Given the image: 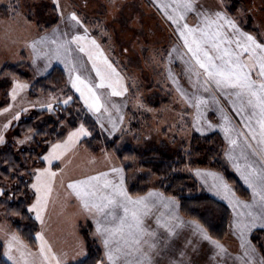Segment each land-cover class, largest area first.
Here are the masks:
<instances>
[{"label": "snow or ice", "instance_id": "6c2138e0", "mask_svg": "<svg viewBox=\"0 0 264 264\" xmlns=\"http://www.w3.org/2000/svg\"><path fill=\"white\" fill-rule=\"evenodd\" d=\"M154 3L174 25L179 43L163 53L154 54L153 59L159 57L181 100L195 109L193 127L196 131H204L201 126L204 109L210 104L215 105L214 110L222 121L215 127L221 129L228 144L225 156L250 190V200L237 198L220 173L197 168L194 175L209 191L227 200L232 208V228L242 249V255L236 259L241 264H264V257L257 262V250L248 237L257 222L264 227V41L242 29L239 21L230 15L225 0H218L214 10L198 5L197 0H154ZM53 4L60 13L65 30L61 31L57 25L51 36L42 35L28 45L33 63L40 58L46 61L45 68L52 60L63 63L71 86L79 93L84 106L93 114H99L97 122L106 114L114 132L118 128L117 121L122 123L124 115L122 106L112 98L123 97L128 86L97 38L89 35L77 13L71 12L65 18L59 0H53ZM15 7L12 6L13 11ZM78 29H83V32ZM102 35H106V30ZM75 53L83 54L87 61ZM175 60L183 65L182 74L190 91L180 85L179 78L172 71L171 65ZM88 64L91 65L90 70ZM91 73L95 76L92 77ZM27 86L16 83L13 99L17 89ZM221 98L239 117L241 128L233 125ZM48 107L51 109V105ZM113 112L117 114L116 119H113ZM207 127L213 128L214 125L209 122ZM87 135L88 131L81 125L68 134L67 140L52 143L42 156L48 167L34 169V182L30 186L34 190L35 201L28 211L35 213V219L41 224L57 176V172L52 170L53 161L61 160L80 137ZM3 142L4 137L0 135V143ZM124 171L123 167L112 166L107 171L67 183V189L78 201L84 219L91 221V235L103 245L104 258L98 264H159L165 255L170 257L168 264H186V251L173 247L178 230L185 227H191L194 234L214 245L217 255L222 257L227 253L223 245L208 236L203 226L195 221L186 222L179 216L175 197L165 196L157 190L134 196L126 186ZM2 195L4 191L0 189ZM36 240L39 241L40 264H66L41 233L36 234ZM31 255L25 252L16 235H9L4 244V256L12 264H21V261L34 264L27 259Z\"/></svg>", "mask_w": 264, "mask_h": 264}, {"label": "rangeland", "instance_id": "374dc122", "mask_svg": "<svg viewBox=\"0 0 264 264\" xmlns=\"http://www.w3.org/2000/svg\"><path fill=\"white\" fill-rule=\"evenodd\" d=\"M156 2H159V0H156ZM41 3H44V0L0 1V9L5 7L8 12L6 14H1L0 12V74L3 67L7 64L18 65L25 63L30 67L33 79L32 81H22L17 78L0 76V85L3 86L0 89V106H2L0 108V135L4 137L3 143L12 137L13 132L11 130L22 120H25L27 115L37 114L45 110L51 111L57 104L67 105L73 101L72 97L70 100L68 99L70 95L63 89L56 93H39L36 98H30L29 96L32 83L46 77L55 67L61 66V69L67 72L65 65L58 60H52L47 68H45L46 61L43 58L33 63L31 49L28 45L34 40H38L42 35L51 36L53 29L58 24H60V29L61 27L65 28V24L62 25L60 20L61 23H58L50 30L37 31L33 22L39 20L36 10ZM197 3L205 9L214 10L218 5V0H197ZM225 3L230 8V15L239 21L244 31L250 32L259 41H264V0H225ZM59 5L64 17H66L69 10V13H77V9H80V7L109 9L111 16L105 17L107 22H97L88 29L91 35H94V31L100 32L98 33L100 35L98 39L104 45L106 44L104 42H107L106 51L109 54L116 55V59L112 57L114 66L116 65L119 68V70L116 69L123 78H129V83L131 84H128L127 80L128 92L123 97H118V104L122 106L121 110L124 120L122 123L117 121L118 128L114 132L107 115L102 116L100 122H97V115L99 114H93L88 111L76 91L72 90L74 96L81 103L79 108L77 106V112L81 111L90 115L97 122L101 134L106 139L114 141L117 139V141L115 143L116 151L106 150L100 154L101 156L99 155L100 157L93 158L92 155L80 147L81 140L93 137L87 127L80 124L76 129L83 125L89 135L80 137L76 145L61 160L53 161V164H58L61 170L56 171L57 176L44 213V222L43 224L40 221L37 222L40 226L39 233L44 236L48 244L51 245L52 250L62 261H65L66 264H79L82 262L86 258L84 257L86 254L82 255V251H80L81 243L77 241L76 232L79 229L80 233L84 234L86 231L93 230L91 221H86L81 214L78 201L73 195H70V190L67 189L68 182L95 175L98 172L107 171L110 167L116 166L124 168L128 189L130 186L137 184L140 179H145L147 180V186L145 187L148 190L157 188L156 190L159 191L157 187L159 179L156 175L150 170L140 168L137 158L128 157L123 161L119 160L116 152L131 151L141 158L146 155L159 154L170 159H176L180 155L188 156L193 134L204 136L220 133L224 139L222 164L229 168L250 193L247 185L240 179L239 174L232 167V163L225 156V149L228 144L221 129L215 127V125L222 123L220 116L214 110L215 105L210 104L204 109V116L201 120V126L204 131L202 133L196 131L195 127H193L195 109L189 108L181 100L175 85L167 78L164 65L159 62V57L157 56V59H153L154 54L163 53L172 45L179 43L174 32V25H171V22L157 9L154 0H59ZM12 6H17L15 11L12 10ZM58 14L60 18V13L58 12ZM130 20L132 25H130ZM190 22H192L191 19ZM105 30L106 35H102V31ZM61 31L63 30L61 29ZM109 38L110 41L108 40ZM103 51L105 53V50ZM125 53L128 55H125ZM120 57H123L122 60ZM124 59H127L132 69L129 64H123L125 63ZM122 64L123 68H121ZM171 67L174 75L179 78L180 85L190 91L187 79L182 74L183 65L180 61L175 60ZM23 70L24 74H29L26 68ZM91 75L92 77L95 76L94 73ZM16 83L28 86L24 89H17L15 99H13L12 91ZM67 87L70 88L68 82ZM65 100L68 101L67 104L64 103ZM112 100L115 102V98ZM221 104L225 112L232 118L233 125L237 126L238 129L241 128L239 117L230 111L227 101L221 98ZM48 105H51V109ZM17 115L18 119L16 118ZM112 115L113 119L117 118L115 112ZM209 122L214 125L213 128L207 127ZM101 124H103V127H101ZM5 125H7V128H5ZM31 138V135H28L22 140L24 142L20 143L19 141L18 145H28ZM67 138L68 135L65 140ZM196 169L185 166L178 173L194 177L199 183L201 190L215 199L219 198L214 192L209 191L208 187L194 175ZM216 172L221 173V171ZM31 174L34 182V169L31 170ZM30 185L28 194L33 196L32 204L35 201V195ZM229 186L233 188L230 184ZM30 214L35 218V213L30 212ZM0 217L3 218L2 211H0ZM254 228L257 229L253 231ZM254 228L249 232L250 234L252 233L251 237L256 234V231L264 232V227H261L259 222ZM12 234L22 241L26 253L33 254L28 256L27 259L30 262H34V264H40V257L38 256L39 241H37L36 247L31 248L21 239L11 225L5 221L0 222V254L2 258L8 264H12L4 256V244L9 235ZM261 236V243L264 247V233ZM232 240H227L229 245L233 244L231 243ZM253 243L255 244L254 241ZM97 245L102 244L100 242ZM256 246L258 247L257 244ZM83 251L85 253L86 250L84 249ZM103 258L104 255L102 256ZM237 262L238 260H234L231 264H236ZM21 264H23L22 261Z\"/></svg>", "mask_w": 264, "mask_h": 264}, {"label": "trees", "instance_id": "16d2710c", "mask_svg": "<svg viewBox=\"0 0 264 264\" xmlns=\"http://www.w3.org/2000/svg\"><path fill=\"white\" fill-rule=\"evenodd\" d=\"M3 1V0H0ZM38 21L33 22L38 32H44L55 27L59 21V14L52 0H44L37 8ZM1 14L8 13L1 7ZM5 16V15H4ZM24 68L29 74H24ZM1 77H12L22 81H32L30 67L21 63L18 65L7 64L3 67ZM3 86L0 85V89ZM65 90L73 101L67 105H55L51 111H42L26 116L11 131L13 132L5 143L0 144V189L4 195L0 196V211L3 212L5 221L18 233L31 248L36 247V234L40 230L39 223L30 214L28 208L33 200L29 195L28 187L33 182L31 170L47 167L42 161V156L47 153L52 143L63 142L72 130L83 124L92 133L93 137L83 139L80 147L90 155L98 157L102 152L116 151L117 139L108 140L100 132L97 122L90 115L77 112L81 105L72 90L67 87V77L60 67H55L46 77L34 81L31 85L29 96L36 98L39 93H56ZM2 106H0L1 108ZM31 135L29 144L18 145L19 141ZM26 145V146H25ZM224 152V139L220 133L208 135L193 134L190 142L188 156H178L170 159L159 154L138 157L131 151L118 153L117 157L123 161L130 157L137 158L139 167L150 170L159 179L157 187L167 196L175 197L179 202L180 213L184 218L198 222L216 241L223 242L229 235V223L232 218L230 208L224 203L213 198L201 190L197 180L192 176L178 173L185 166L221 171L227 182L233 186L238 197L250 200V193L240 180L222 164ZM57 164L52 165L53 170H58ZM147 180L140 179L129 191L135 196L148 191ZM263 231H256L252 237L255 244L264 255L262 242ZM87 244V257L79 264H98L102 259V249L92 239L88 231L84 233ZM0 264H8L0 254Z\"/></svg>", "mask_w": 264, "mask_h": 264}, {"label": "crops", "instance_id": "0c3cea01", "mask_svg": "<svg viewBox=\"0 0 264 264\" xmlns=\"http://www.w3.org/2000/svg\"><path fill=\"white\" fill-rule=\"evenodd\" d=\"M77 10H78L77 11V15L84 22V24H85V26L87 28L91 27L92 25L96 24L97 22H99V23H101V22H107V20H106L105 17H107L109 15L111 16V13H110L109 9H104L103 10V9H97L96 7H91V8H82V7H80V9H77ZM69 11H68V14H69ZM68 14L66 15L65 18H67ZM59 23H61V21ZM58 25H60V24H58ZM62 25H64V22L63 21H62ZM130 25H132L131 20H130ZM61 29L62 30H65L64 27H61ZM78 31L82 33L83 32V29H78ZM88 31H89V35H91L89 29H88ZM98 33H100V32L99 31H94V35H91V36L97 38L98 42L101 44L102 49L105 50V53H106L105 55L109 58L110 61H114L113 58L115 57V59H116V55L109 54L106 51V48L108 47V44H107V42H104V43H106L104 45L102 43V41L98 39V37L100 36V35H98ZM108 40L110 41V38ZM77 55L80 56L85 62L87 61V58L86 57H83V54L77 53ZM125 55H128V54L125 53ZM123 57H125V56L123 55ZM122 58H121V60H122ZM124 60H125V63H123V64H129V62H127V59H124ZM113 64H114V62H113ZM118 64H120V63L118 62ZM123 64L121 65V68H123ZM115 67L119 70V68L116 65H115ZM60 68H61V66H60ZM88 68L90 70V68H91V65L90 64H88ZM131 69H132V66H131ZM64 73L66 74L67 82L70 85V89L75 91V89L72 88V86L70 84L68 71L67 72L64 71ZM127 80H128V84H130L129 83L130 80L127 77H126V79L124 78V83L126 84V81ZM77 94L79 96V93H77ZM113 98H115V102L118 104V97H113ZM120 99L123 101L122 98H120ZM122 101H121V104H122ZM90 114L92 115V113H90ZM100 156H98V157H100ZM98 157L93 156V158H98ZM47 167H48V165H47ZM59 170H61V167H59L58 170H55V171H59ZM214 172H216V171H214ZM217 173H220V172H217ZM220 174L224 176V174L222 172ZM232 189L234 190V188H232ZM159 192H162V191L159 189ZM165 196H167V195H165ZM218 197L219 198H216V199L218 201L224 203L225 205H227L230 208L231 212H232V218H231L230 223H229V235L226 238V240H224L223 242H219L218 241L221 245L224 246V248L227 250V253L225 255H223L222 257L219 256V255H217V251L218 250L214 247V245H212L208 240H204L200 235L194 234L193 229L191 227H185V228H182V229L178 230L179 235H178V237H176V238L173 239V247L175 249H177V250L183 249V250L186 251V257H185L186 264H231V262H233L234 260H238V259H236V257L242 255V249L240 248V240L238 238V235L237 234H234L233 228H232V223H233V220H234V215H233L232 208L229 206V203H228L227 200L222 199L220 196H218ZM237 198H239V197L237 196ZM178 204H179V202H178ZM178 214L186 222H192L193 221V220L184 218L181 215V213H180V207L178 208ZM196 223H198V222H196ZM256 229L257 228H254L253 231L256 230ZM92 231L91 230L88 231L89 236L92 239H94L97 243L100 244L99 239L93 238V236L91 235ZM207 234H208V236H210L208 232H207ZM251 236H252V233L251 234L248 233V237H249V239L251 241V244L257 250L255 255H256L257 262H259V260L261 259V257H264V256L262 255V252L258 249V247L256 246V244L253 243ZM76 238H77V241L81 243V247H79V248L81 249L80 251H82V255L86 254L84 257H87V244H86V239H85L84 234L82 232L80 233V230L79 229L76 232ZM211 239L212 240H215L212 237H211ZM227 240H230V241L232 240L231 243H233V244H230L229 245V242ZM189 241H191V243H188ZM185 245H187V247H185ZM99 246L101 247L102 254L104 255L103 245H99ZM84 249L86 250L85 253L83 251ZM79 252H76V253H79ZM76 256H80V255H76ZM169 258L170 257L168 255H165V257L160 260L159 264H168ZM236 264H241V262L238 260V262Z\"/></svg>", "mask_w": 264, "mask_h": 264}]
</instances>
